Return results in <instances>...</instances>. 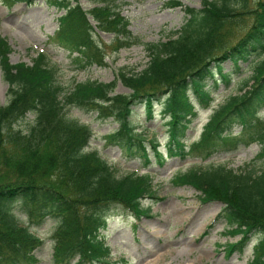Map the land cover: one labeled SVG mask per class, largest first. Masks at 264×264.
<instances>
[{
  "label": "trees",
  "instance_id": "16d2710c",
  "mask_svg": "<svg viewBox=\"0 0 264 264\" xmlns=\"http://www.w3.org/2000/svg\"><path fill=\"white\" fill-rule=\"evenodd\" d=\"M27 1L2 0L6 6ZM88 1L90 9L81 0H47L64 11L52 37L55 44L76 54L73 60L80 68L107 66L108 49L135 45L144 46L149 60L140 71L121 68L109 82L66 86L44 51L31 64L12 63V46L0 33V69L8 84V100L0 103V264L39 262L35 251L44 240L20 220L17 204L30 220L58 221L53 264H112L103 231L113 208L136 217L150 215L142 203L156 196L152 176L137 171L119 175L97 151L87 150L93 130L68 115L72 108L118 122L109 142L144 166L152 156L163 165L167 156L208 158L220 148L236 151L259 144L258 154L240 171L224 164L192 168L174 175L172 183L194 187L203 204L223 203L218 219L227 224L225 235L240 236L227 244V255L242 254L258 236L247 264H264V0H200L201 8H185L186 22L172 37L146 43L122 13L126 0ZM182 5L179 0L165 3ZM97 30L113 34L111 43L98 39ZM227 61L232 62L229 71L224 70ZM243 70L247 77L233 87ZM118 83L130 92L118 93ZM220 83L237 92L214 110L200 140L188 145L187 132L198 116L193 99L209 108ZM155 104H164L170 115L167 156L132 121L138 105L152 117ZM29 114L33 118L27 121Z\"/></svg>",
  "mask_w": 264,
  "mask_h": 264
},
{
  "label": "rangeland",
  "instance_id": "374dc122",
  "mask_svg": "<svg viewBox=\"0 0 264 264\" xmlns=\"http://www.w3.org/2000/svg\"><path fill=\"white\" fill-rule=\"evenodd\" d=\"M126 1L122 13L130 20L132 32L145 43L166 41L186 22V7L201 8L200 0H179L183 5L173 8L165 6L169 0ZM81 3L85 9L93 6L88 0H82ZM63 13L48 4L47 0L19 2L13 6H6L0 0V32L12 46L11 62L31 64L38 53L44 51L51 63L59 68L60 80L66 86L75 81L109 82L115 79L121 68L140 71L146 66L149 58L144 46L135 45L118 52L108 49L107 66L94 64L80 68L73 60L76 54L70 55L68 50L52 41L58 28V18ZM96 37L110 44L114 35L98 30ZM223 65L225 71L232 69L231 61ZM242 72L243 75L235 77L236 85L233 87H238V82L247 77L248 73ZM216 78H219V74ZM7 91L8 84L0 69L1 104L8 100ZM116 91L125 94L130 92L122 83H118ZM231 92L237 91L227 89L220 83L219 90L213 93L214 101L209 108H203L193 99L198 116L187 132L188 145L200 140L203 128L214 110L225 103ZM68 115L91 126L93 136L87 150L97 151L117 168L119 175L137 171L140 174L148 173L153 178L156 196L146 198L142 203L144 208H150V215L136 217L113 208L108 218V227L103 235L112 249V264H247L252 259L258 236L252 238L242 254L227 255V244L239 240L240 236L225 235L227 224L223 219H218L224 204H203L199 191L191 186H175L172 178L192 168H209L221 164L240 171L258 154L259 144L241 147L236 151L220 148L208 158L197 155L185 159L171 158L166 151L170 115L164 113V104L154 105L152 117H148L144 105H138L132 117L133 124L148 139H156L167 156L163 165L158 164L152 156V163L144 166L139 158L129 157L123 149L109 142L108 135L119 127L113 118L102 121L96 112L80 108L70 109ZM261 115L264 116V110ZM32 118L33 115L29 114L27 121ZM25 125L26 122H23L21 126ZM239 129L237 127L234 131L238 132ZM15 212L32 232L44 240L43 245L35 251L38 264H53L52 234L58 221L52 217H47L42 223H38V219L30 220L22 204L16 205Z\"/></svg>",
  "mask_w": 264,
  "mask_h": 264
}]
</instances>
